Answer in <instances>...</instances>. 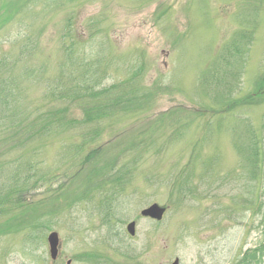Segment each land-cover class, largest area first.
I'll return each instance as SVG.
<instances>
[{
	"label": "rangeland",
	"instance_id": "374dc122",
	"mask_svg": "<svg viewBox=\"0 0 264 264\" xmlns=\"http://www.w3.org/2000/svg\"><path fill=\"white\" fill-rule=\"evenodd\" d=\"M28 1L0 15L6 51L58 80L62 63L78 76L87 64L101 87L130 93L93 123H47L26 142L22 191L0 179V264H264V0ZM37 74L33 116L49 100ZM154 202L160 221L140 214Z\"/></svg>",
	"mask_w": 264,
	"mask_h": 264
},
{
	"label": "trees",
	"instance_id": "16d2710c",
	"mask_svg": "<svg viewBox=\"0 0 264 264\" xmlns=\"http://www.w3.org/2000/svg\"><path fill=\"white\" fill-rule=\"evenodd\" d=\"M23 2L25 0H10L1 9L0 15L4 12L5 17L12 20L22 8L28 9L31 6V4H27L28 0L25 3ZM51 2L55 4V0ZM18 4L21 5L20 8ZM5 22L0 19V26H3ZM21 32L23 31L21 30L19 33ZM74 45L72 38L71 42L66 45L68 55L73 54ZM38 46L39 43L36 41L31 42V46L28 48L30 49L28 56H35ZM23 58V52L12 55L11 52L4 49L3 41H0V149L3 148L2 146H6L4 153L11 152L14 159L12 168L11 165H6L4 162L0 163V179H16L14 185H11L13 189L10 191L17 194L26 185L22 183L26 180L18 179L30 178V175L28 177L24 175V165L32 160L27 161L23 157V147L42 133H46L45 126L47 123L51 127L66 125L70 128L77 126L78 121L93 123V121L99 119L98 117L109 113L114 104H120L123 100H126L125 97L130 93V91H125L124 94L122 91L119 92V87L115 84L101 87L95 79L94 72L87 69V64L82 65L84 70L78 76L77 62L72 59L62 63V73L58 80L53 76H49L48 72L45 71L47 68L46 63L34 65L23 62ZM38 71L44 73L43 76L47 78L42 79V84L49 87L44 96V99L47 97L49 100L48 103H43L38 107L35 106V109H33L35 115L33 116L25 105L27 94L25 87L27 88V83L35 82L30 80L38 76ZM69 100L77 103V110L82 113L79 119L75 116V113L72 114L73 116H68L71 112L66 105ZM54 102H58L62 107L51 108L47 111L49 114H45L48 104ZM43 121H46V123ZM52 121L57 124H52ZM83 136L85 142H93L97 135L86 132ZM78 148L79 146H77ZM256 153L258 154V151ZM2 154L0 152V160ZM116 171L113 170L112 175ZM3 188L4 185L1 192L4 190ZM239 264H244V262Z\"/></svg>",
	"mask_w": 264,
	"mask_h": 264
},
{
	"label": "water",
	"instance_id": "95a60500",
	"mask_svg": "<svg viewBox=\"0 0 264 264\" xmlns=\"http://www.w3.org/2000/svg\"><path fill=\"white\" fill-rule=\"evenodd\" d=\"M166 212V207L159 205L158 203H153L149 207L143 209L141 211V214L143 216L151 217L156 220H161L164 217V214ZM127 230L131 235H135L136 231V222L132 221L127 225ZM60 237L57 231H52L48 235V243H49V249H50V255L53 260L57 259L59 254V249L61 246L60 243ZM68 264H70V261H68ZM171 264H180L179 258H176Z\"/></svg>",
	"mask_w": 264,
	"mask_h": 264
}]
</instances>
